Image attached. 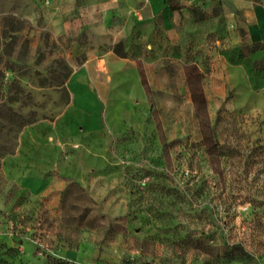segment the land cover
<instances>
[{
  "label": "rangeland",
  "instance_id": "1",
  "mask_svg": "<svg viewBox=\"0 0 264 264\" xmlns=\"http://www.w3.org/2000/svg\"><path fill=\"white\" fill-rule=\"evenodd\" d=\"M0 264H264V0H0Z\"/></svg>",
  "mask_w": 264,
  "mask_h": 264
},
{
  "label": "trees",
  "instance_id": "2",
  "mask_svg": "<svg viewBox=\"0 0 264 264\" xmlns=\"http://www.w3.org/2000/svg\"><path fill=\"white\" fill-rule=\"evenodd\" d=\"M20 29V27L18 26V28L16 29V31H18Z\"/></svg>",
  "mask_w": 264,
  "mask_h": 264
}]
</instances>
